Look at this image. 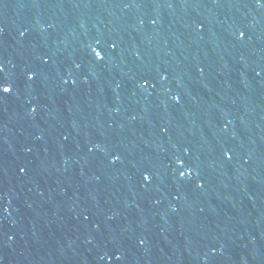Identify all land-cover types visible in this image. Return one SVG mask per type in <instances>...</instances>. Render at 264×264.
Masks as SVG:
<instances>
[{
	"label": "water",
	"instance_id": "water-1",
	"mask_svg": "<svg viewBox=\"0 0 264 264\" xmlns=\"http://www.w3.org/2000/svg\"><path fill=\"white\" fill-rule=\"evenodd\" d=\"M0 80V264H264V0H0Z\"/></svg>",
	"mask_w": 264,
	"mask_h": 264
},
{
	"label": "snow or ice",
	"instance_id": "snow-or-ice-1",
	"mask_svg": "<svg viewBox=\"0 0 264 264\" xmlns=\"http://www.w3.org/2000/svg\"><path fill=\"white\" fill-rule=\"evenodd\" d=\"M258 2H259V0H258ZM241 35H243V33H241ZM93 52H95V55H96L97 58L102 59V57H101L99 52H96L95 49H93ZM31 78L32 77L29 76V79H31ZM12 91H13V87L8 85L6 80H0V95L10 94ZM21 171H24V170L21 169ZM181 175H183V173H181ZM145 179H147V177H145Z\"/></svg>",
	"mask_w": 264,
	"mask_h": 264
}]
</instances>
